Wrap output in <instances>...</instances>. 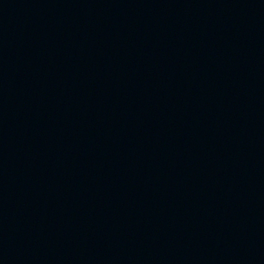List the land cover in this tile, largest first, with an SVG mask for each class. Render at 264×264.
<instances>
[{
	"label": "water",
	"instance_id": "95a60500",
	"mask_svg": "<svg viewBox=\"0 0 264 264\" xmlns=\"http://www.w3.org/2000/svg\"><path fill=\"white\" fill-rule=\"evenodd\" d=\"M9 264H264V0H11Z\"/></svg>",
	"mask_w": 264,
	"mask_h": 264
}]
</instances>
